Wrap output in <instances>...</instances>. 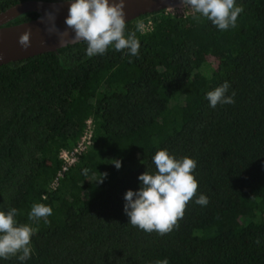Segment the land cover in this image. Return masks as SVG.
Returning <instances> with one entry per match:
<instances>
[{"label": "trees", "instance_id": "1", "mask_svg": "<svg viewBox=\"0 0 264 264\" xmlns=\"http://www.w3.org/2000/svg\"><path fill=\"white\" fill-rule=\"evenodd\" d=\"M25 1L0 0V12ZM235 3L227 31L167 11L128 22L138 56L110 46L90 58L82 41L0 66V211L38 229L30 259L0 264H264V0ZM225 81L235 103L210 107ZM88 120L93 146L52 189ZM164 149L197 161L210 202L193 197L177 229L149 234L129 224L124 196ZM34 203L53 209L50 224L28 219Z\"/></svg>", "mask_w": 264, "mask_h": 264}, {"label": "clouds", "instance_id": "2", "mask_svg": "<svg viewBox=\"0 0 264 264\" xmlns=\"http://www.w3.org/2000/svg\"><path fill=\"white\" fill-rule=\"evenodd\" d=\"M69 5L65 19L66 29L61 32L56 27V15L47 12L40 23L45 24L49 36L56 35L59 43H64L63 37L73 34V40L87 44L88 57L104 55L109 47L116 51H125L132 56L139 55L140 41L135 32L127 31V20L124 0H65ZM181 3L191 10L197 21L201 17L211 21L221 31H227L237 26L239 14L244 9L235 0H181ZM143 25H137L142 30ZM32 32L28 29L19 37V44L25 49L32 45ZM42 44L46 43L41 41ZM230 83L225 81L214 90L207 92L206 99L212 108L217 105L235 103V92L227 95ZM117 169L122 167L120 160H113ZM155 172L146 171L138 179L141 182L137 191L129 189L124 196V212L129 218V224L138 227L146 233L153 231L160 235L168 234L179 227L178 220L185 214V207L193 197L195 203L207 206L209 198L197 195L198 181L194 170L198 163L190 157L176 158L166 149L159 150L152 158ZM106 174H103V178ZM103 183V179L98 181ZM19 210L12 207L8 211H0V258H18L21 262L31 258L33 252L31 238L38 229L30 224H22L16 218ZM53 209L43 203H34L28 213V219L33 224L48 219ZM259 243V240L256 241ZM154 264H169L167 259L156 260Z\"/></svg>", "mask_w": 264, "mask_h": 264}, {"label": "water", "instance_id": "3", "mask_svg": "<svg viewBox=\"0 0 264 264\" xmlns=\"http://www.w3.org/2000/svg\"><path fill=\"white\" fill-rule=\"evenodd\" d=\"M124 2L127 23L141 16L166 11L182 4L181 0H124ZM68 7L65 1L27 0L0 12V66L56 52L68 45L82 42L73 40V34L69 30V35L63 37L64 43L61 45L58 37L49 36L45 30V24L40 23L41 17H44L47 23L45 14L53 12L56 15V27L61 32L65 31ZM26 13H37L39 16L31 21L8 25ZM28 29L32 32V45L25 50L19 44V37ZM41 41L46 43L42 44Z\"/></svg>", "mask_w": 264, "mask_h": 264}, {"label": "built area", "instance_id": "4", "mask_svg": "<svg viewBox=\"0 0 264 264\" xmlns=\"http://www.w3.org/2000/svg\"><path fill=\"white\" fill-rule=\"evenodd\" d=\"M168 13L179 16H187L192 14L191 10L183 4L176 6L172 9L166 10ZM143 30H148V27L143 26ZM92 120H88L85 130L77 142V144L70 149H63L60 152L59 158L61 160V169L59 170L56 178L51 183V188L54 189L58 186L60 179L78 162L80 157L94 144V131Z\"/></svg>", "mask_w": 264, "mask_h": 264}]
</instances>
